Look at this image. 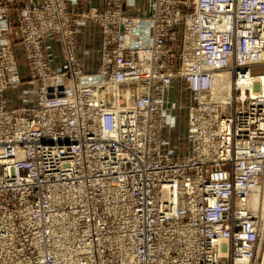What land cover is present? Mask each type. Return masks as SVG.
Listing matches in <instances>:
<instances>
[{"label": "built area", "instance_id": "obj_1", "mask_svg": "<svg viewBox=\"0 0 264 264\" xmlns=\"http://www.w3.org/2000/svg\"><path fill=\"white\" fill-rule=\"evenodd\" d=\"M138 7L0 0V264H257L264 219L248 199L264 173V93L250 79L264 0ZM87 24L94 66L78 55ZM216 71L230 75L224 99ZM25 80L32 101L10 105ZM124 87L123 105L102 94ZM182 110L184 152L167 135Z\"/></svg>", "mask_w": 264, "mask_h": 264}, {"label": "bare ground", "instance_id": "obj_2", "mask_svg": "<svg viewBox=\"0 0 264 264\" xmlns=\"http://www.w3.org/2000/svg\"><path fill=\"white\" fill-rule=\"evenodd\" d=\"M263 43H261L260 45H262ZM236 47L235 50L237 51V57L238 60L243 59L245 62L247 63H251V56L246 55L244 53V55L241 54V49H240V44L238 42L235 43ZM245 51L247 50V45L244 46ZM260 54L262 56H264V50L262 51V53L260 52ZM244 56V57H243ZM261 61V60H260ZM264 64H262L261 66H263ZM248 69H250V67H248ZM253 68L251 67V70ZM246 72H250V71H246ZM250 74H252L250 72ZM256 74V73H255ZM211 77V81H212V88H213V92L215 94V96L219 99H224L226 93H228L229 88H230V75L228 73V71H216L214 73L210 74ZM251 80V91L252 93L254 92H263L264 93V74H259V76L256 77V75L254 76L253 79ZM259 84V87H255L256 84ZM249 85V86H250ZM132 90L130 88H117L114 90H103L102 94L105 95H110L112 100L116 103H118L119 105H123L124 104V100L127 102V99L132 96ZM173 91H170L169 95H172ZM264 178V173L262 175V180ZM262 180L260 183V187L256 190L253 191L248 199V204L249 207L251 209L254 210H258L262 219H264V194L261 195L260 193V188H261V184H262ZM264 192V191H263ZM40 212V211H39ZM63 213H66V211H63ZM38 213H36L37 215ZM37 217V216H36ZM264 224V221H263ZM264 253V252H263ZM263 258H262V264H264V254Z\"/></svg>", "mask_w": 264, "mask_h": 264}, {"label": "rangeland", "instance_id": "obj_3", "mask_svg": "<svg viewBox=\"0 0 264 264\" xmlns=\"http://www.w3.org/2000/svg\"><path fill=\"white\" fill-rule=\"evenodd\" d=\"M136 1H138V0H136ZM18 44L19 43L16 44V48H17ZM17 56H18V53H17ZM17 59L23 67L22 71L26 72L27 69L25 68V60L22 61L19 56L17 57ZM246 71H250V69H247ZM251 71L253 72V75H259L262 73L264 74V65L263 66H256ZM255 87H259V84L257 83L255 85ZM183 91H185V88L184 89L182 88L181 92H183ZM182 94H184V93H182ZM6 99H9L10 105H14V106L21 104L23 101L25 103L31 102L33 99V90L30 89L29 84L25 80L22 84H20L16 88L12 89L11 91H9L6 95ZM179 114H180V116H179V118H177L176 126L174 128H171V130L167 133V135L169 134L171 137L170 144H169L170 148H172L174 150H178L180 152H184L186 149L185 144L181 141H178L177 137L181 136L184 132V129H185V110H182ZM263 191H264V178L262 180V184H261V188H260L261 195L264 194ZM263 252H264V233H263V238L261 240L260 247L258 250V262H257V264H262V262H263L262 261V258H263L262 254H264Z\"/></svg>", "mask_w": 264, "mask_h": 264}, {"label": "crops", "instance_id": "obj_4", "mask_svg": "<svg viewBox=\"0 0 264 264\" xmlns=\"http://www.w3.org/2000/svg\"><path fill=\"white\" fill-rule=\"evenodd\" d=\"M29 1V0H25ZM139 14H144L147 10V0H138ZM78 55L83 64L86 66L95 65L96 54L98 48V34L97 29L92 24H87L80 29L77 35ZM53 49L58 50V44L55 39L50 40ZM17 53L21 60H25L23 54L20 52V44L17 46Z\"/></svg>", "mask_w": 264, "mask_h": 264}]
</instances>
